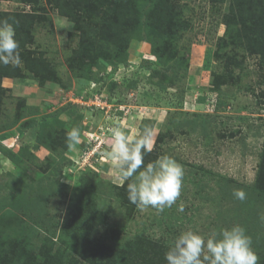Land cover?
<instances>
[{"label":"rangeland","instance_id":"374dc122","mask_svg":"<svg viewBox=\"0 0 264 264\" xmlns=\"http://www.w3.org/2000/svg\"><path fill=\"white\" fill-rule=\"evenodd\" d=\"M106 1L0 0V10L6 12L3 20L15 22L16 34L22 31L26 42L34 35L39 47L26 44L28 50L36 48L29 55L32 66L47 62L60 78L59 83L45 80L40 84L35 78L39 74L36 67L26 69L24 75L4 78L2 85L7 89L2 95L0 119H12L20 99L21 108L29 107L40 115L55 114L61 127H78L81 133V143L64 152L58 149L52 154L42 145L28 147L36 156L34 162L27 161L16 168L6 153L15 154L24 145L31 146V130L19 129L23 117L0 130V264H39L42 260L45 264H87L89 257L114 264H167L165 253L182 231L192 229L208 235L236 224L246 229L257 247V240L264 238L262 199L255 208L241 209L238 203L229 202L221 190L226 187L235 191L239 189L237 185L254 181L258 151L264 141V84H257L258 70L263 66L259 64L261 56L238 54L245 58L241 68H231L247 72L239 85L227 81L215 89L212 84L211 73L217 69L216 61L222 59V53L216 51V41L225 32L224 10L230 0H166V19L157 29L161 57L147 41L148 30L153 32L156 27L144 26L141 19L136 30L129 29L125 34L119 25L126 36V62L107 51L115 50V39L124 43L123 36L107 32L111 44L92 38V22L97 23L96 28L105 25L102 11L108 12L110 4L114 5L111 13L120 8L119 0ZM151 1L154 0H148L145 6ZM93 7L101 14L96 22L88 16ZM21 15H25L26 22H20ZM42 17L45 19L40 24ZM130 19L127 17L122 24ZM82 35L89 37L84 41ZM82 43L87 49L83 59L89 77L73 76L67 65V57ZM75 61L78 63L77 56ZM21 64L20 59L18 66ZM119 67L123 70L118 79L114 73ZM127 78L138 80L136 87L123 86ZM157 81L162 83L160 87L154 84ZM91 82L96 83L100 99L102 96L106 101H102L107 105L104 107H122L116 124L128 135L135 138L140 133L143 119L154 121L152 129L157 141L152 152L146 154L145 163L170 155L183 165L181 195L172 207L158 211L132 204L127 182L121 186L117 172L106 157L103 159L104 155H94L92 166L71 167V159L87 144L86 134L106 124L107 116H111V109L91 110L81 103L84 100L79 96L90 94ZM66 83L68 88H63L61 84ZM169 96L175 98V104L165 102ZM62 113L69 119H60ZM84 113H91L93 118L85 119ZM230 130L235 131L233 136H228ZM54 155V164L60 162L57 169L45 168L43 172L40 163ZM89 185L91 191L83 195ZM45 188H52L51 194L45 193ZM248 195L257 200L260 197ZM41 208L45 213L38 214ZM69 209L83 213L81 220L71 224L66 221L64 211ZM28 210L37 216L34 219L42 221L30 223V213H25ZM64 229L78 236H67ZM62 238H67L69 244L63 259L50 260L55 248L63 246Z\"/></svg>","mask_w":264,"mask_h":264},{"label":"trees","instance_id":"16d2710c","mask_svg":"<svg viewBox=\"0 0 264 264\" xmlns=\"http://www.w3.org/2000/svg\"><path fill=\"white\" fill-rule=\"evenodd\" d=\"M106 1V0H105ZM107 2V1H106ZM146 3H148V0H119L120 8L118 11H114L111 13L113 9H110V7L114 5H109L107 8V11H102L103 15V20H104V27H97V23H93V27L90 31H92V34L94 35L92 38L97 41V39H103L111 44V41L109 40V35L107 32L111 31L115 35L123 36L124 37V43L121 42L119 39H115L113 46H115L116 51H120L119 54H116L114 49H109L107 50L111 55L113 54L115 57L121 59L122 61L126 62L128 61L129 55L126 53L124 50V47L127 45L126 43V36L122 33V31L119 29L120 27L125 29V34H127L128 30H136L138 28L139 24L143 22L144 26L146 24L152 25L155 30L151 32L150 30L149 33L147 34V41L150 42L151 49L161 57L160 51L158 46L160 44L158 43V27L160 26V22H164L166 19V13L165 10L167 9V4L166 0H154L150 2V5L145 6ZM80 7L81 4L79 5ZM94 8V7H93ZM64 13V10L62 11ZM90 10L87 9V13H89ZM99 11L94 10L91 12L90 16L91 18H95V22L99 18V15H101ZM6 15V12L4 10H0V21H3V16ZM98 15V16H97ZM25 15L20 16V22L22 23L26 22L25 21ZM24 17V19H23ZM127 17H131V19L127 22L123 23V20H125ZM224 21H225V32L223 36L219 37L216 41V51L222 53V59L217 60L216 56L215 60L216 62V68L218 72L216 73L217 69L215 71H212V84L215 89L218 88L220 84H223L228 81L229 84H238L241 81V78L246 75V71H241L239 69L238 72L235 71L234 68H231L232 66L238 67L241 65L242 61L245 58H242L244 54H247L248 56L252 54H257L258 56H261L259 64L263 65L258 71H259V78L257 81L258 86L261 85V83L264 84V0H230L228 1V4L224 10ZM43 19L45 18H39V23L41 24L43 22ZM143 19V21H141ZM145 19V20H144ZM30 22V21H27ZM12 23V22H9ZM31 23V22H30ZM89 24V23H88ZM117 25V26H116ZM120 25V27H119ZM14 27L16 25L14 24ZM96 28V29H95ZM30 30V28H27V31ZM35 30V29H34ZM127 31V32H126ZM22 32V31H21ZM21 32H18L16 34V39L19 41V54H20V59L22 62V66L15 65L13 63H9L7 65L0 63V111H1V102L3 101L2 95L4 94L6 87H4L3 84V79L4 78H13L15 75H24L25 70L27 69H33L36 67L37 72L39 74H36L35 78L38 80L40 84H42L43 81L45 80H53L56 82H60V78L58 77L57 71L54 67H51L48 65V63H44L43 66H37L35 65L34 67L32 66V63L29 61V59H32L31 52L35 51L36 48L34 49H27L26 44L29 42L31 44H35V47L38 46L37 43H35L34 35L31 34L32 36H29L30 39L26 42V39H23V34ZM100 33V35H99ZM102 35V38L99 36ZM89 36H84L82 35V40L85 41ZM93 40V41H94ZM39 47V46H38ZM120 47V48H119ZM166 48V47H165ZM75 52L71 54L69 57H67V65L69 72L73 74V76H83L88 75V71L85 69V60L83 59L84 55L86 54V48L85 44L82 43L81 46H78L75 48ZM41 53L40 51H38ZM243 53V56L239 57L238 54ZM78 57V63L75 61V57ZM82 57L80 60L79 57ZM30 62V64H28ZM128 63V62H127ZM241 68V66H240ZM176 72V71H175ZM136 79V78H135ZM138 83V80H133V79H125L123 81V86H128V87H136ZM152 83V81H151ZM155 85H158L159 87L161 86L162 83L160 81H157L154 83ZM63 88H68V83L66 84H61ZM239 87V86H238ZM261 87V86H260ZM250 88V86H249ZM262 89V88H261ZM119 95V94H118ZM264 95V91H261V96ZM172 96L166 97L167 100L165 102H168L169 105L175 104V98H171ZM22 101L20 99H17V103L15 104V111L12 114V119L2 121L0 119V130L7 129L10 124H13V122L19 120V118H25L21 124H19V129L24 131L25 129L29 128L31 130V135L34 138V143L30 146H25L20 149L18 153H6L7 157L12 161L14 164V167H18L20 164H25L27 161L29 162H34L35 160V155L33 151L29 150L28 147H34L36 145H42L45 147L49 153L51 152L52 154L56 153L58 149L61 151L63 150L66 151L68 149L67 146V132L71 130L70 128L67 127H61L60 122L57 120V115L51 114V115H45V114H36L33 113V111L29 108L24 106V108H21ZM67 106H62L61 110H65ZM36 116H35V115ZM152 128L154 125V121L150 120L148 118H145L142 120L141 125H140V133L144 129L145 126H148ZM58 127V128H57ZM191 129H194L193 127ZM235 131L229 132L228 136H233ZM138 133V135L140 134ZM137 135V136H138ZM221 135V134H220ZM136 136V137H137ZM158 138V136H157ZM157 139L155 140L156 143ZM1 146V145H0ZM108 149L110 146L107 147ZM107 149V150H108ZM71 159V158H70ZM258 167L256 170L255 174V179L251 184L248 185H243L239 184L237 187L240 190H243L246 194L245 198L243 201L238 200L234 195H233V190L228 189L225 187L221 188L225 198L231 202L240 205L241 209L242 208H247L252 209L255 208L254 206L257 204V202L262 199V201H259L260 203H264V141L262 144V147L258 151ZM65 161V160H64ZM55 163V155L52 157H46L45 162L40 163V167H42V171H45V168L48 170L51 169H57L56 167L59 165L60 162ZM65 163H68L66 161ZM70 163L73 164V160L71 159ZM71 164V165H72ZM55 171V170H54ZM50 174V173H49ZM49 174H45L47 177H49ZM45 176V177H46ZM18 180V178H16ZM100 187V186H99ZM95 189H97L96 186H94ZM51 189L52 188H45L44 192L51 194ZM83 190V189H82ZM90 190L91 191V185H89V188L86 189L85 191L83 190L82 193H86V191ZM237 190V188H236ZM81 191V189H80ZM248 193L251 194H258L260 197L257 199L252 197L251 195L249 196ZM52 194H55V191L52 192ZM80 195V192H78ZM87 194V193H86ZM227 194V196H226ZM40 196V193L38 194ZM93 197V193L90 194ZM249 201H248V197ZM90 197V196H89ZM33 207V204H32ZM42 209V208H41ZM40 212L36 211L38 214L44 212L42 209ZM79 209H83L82 207ZM25 211V210H24ZM258 212L257 210L254 211V216L257 217L256 213ZM26 214H29L28 220L32 224H37L42 221V219H34L33 211L28 210V212H25ZM45 213V212H44ZM66 221L69 220L70 224L74 222L75 220H81L80 215L83 217V213L80 211H74L72 210H65L64 211ZM20 221L22 222L23 219L20 218ZM3 224V223H2ZM66 223L63 221L62 226H64ZM224 228H228L223 226ZM65 230V229H64ZM67 236L74 237L78 236L70 231H67ZM68 239L66 238L65 240L62 238V244L63 246H57L54 250L53 253V258H50L55 260V258L60 257L59 259H63L65 255V251L67 247H69V244L66 242ZM258 245L257 247L256 242L253 244L255 252L257 250H264V238L261 240H257ZM35 250V249H34ZM42 252H47L46 249L42 248ZM49 253L50 247H49ZM259 254V255H258ZM257 255L259 256L258 264H264V253H258ZM45 256V255H42ZM114 262V261H113ZM113 262H110V260H107V262H103L102 260L99 259H94L92 257H89L87 259V264H114ZM39 264H45L42 261H39Z\"/></svg>","mask_w":264,"mask_h":264},{"label":"clouds","instance_id":"9594fccd","mask_svg":"<svg viewBox=\"0 0 264 264\" xmlns=\"http://www.w3.org/2000/svg\"><path fill=\"white\" fill-rule=\"evenodd\" d=\"M14 23L0 21V63L5 65L20 63ZM84 116L85 119L93 118L91 113H84ZM60 119L69 118L62 113ZM110 132L112 142L105 157L117 172L121 186L127 182L128 200L139 208L163 211L172 207L181 195L185 176L183 165L170 155L145 163V156L152 152L155 143L154 130L149 126L135 138L120 125H114ZM80 143V129L73 127L67 132V146L74 149ZM233 195L241 201L246 196L240 189ZM252 244L251 236L239 224L208 235L188 229L170 242L165 260L167 264H258L259 257Z\"/></svg>","mask_w":264,"mask_h":264},{"label":"built area","instance_id":"2783aa9c","mask_svg":"<svg viewBox=\"0 0 264 264\" xmlns=\"http://www.w3.org/2000/svg\"><path fill=\"white\" fill-rule=\"evenodd\" d=\"M118 70V71H117ZM114 73L116 77L119 79V71L123 70V67H119ZM96 83L91 82L89 83L88 88L91 90L90 94H82L80 97L81 103L86 104L85 106H88L89 109H95V110H101L105 109V111H108L111 109V116L108 117V121L106 124H102L97 126L93 132L87 133V144L84 146V149L77 152L75 156L72 158L73 164L71 167H77L79 169H82L86 166H92V162L94 160H91L94 155H104L105 159V152L108 149L107 147L110 146L111 141V132L110 129L116 124V121L118 120V117H120L122 107L120 105H115L113 107H104L105 104L102 103V101H105L103 97L101 96V99L99 97V93L97 89L94 87ZM101 94V93H100ZM106 102V101H105ZM107 106V105H105ZM109 115V114H108ZM90 130V129H89ZM91 131V130H90ZM107 144H109L107 146ZM97 159V158H96ZM100 159V160H103Z\"/></svg>","mask_w":264,"mask_h":264}]
</instances>
